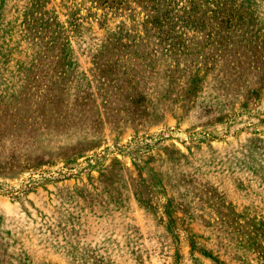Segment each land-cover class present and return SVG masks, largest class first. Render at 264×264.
<instances>
[{
    "label": "rangeland",
    "instance_id": "obj_1",
    "mask_svg": "<svg viewBox=\"0 0 264 264\" xmlns=\"http://www.w3.org/2000/svg\"><path fill=\"white\" fill-rule=\"evenodd\" d=\"M0 264H264V0H0Z\"/></svg>",
    "mask_w": 264,
    "mask_h": 264
}]
</instances>
